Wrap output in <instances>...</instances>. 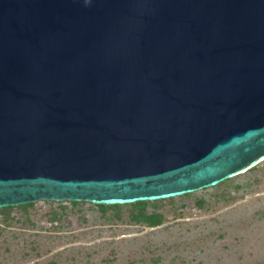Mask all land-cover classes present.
<instances>
[{"label": "water", "instance_id": "95a60500", "mask_svg": "<svg viewBox=\"0 0 264 264\" xmlns=\"http://www.w3.org/2000/svg\"><path fill=\"white\" fill-rule=\"evenodd\" d=\"M264 158V0H0V209L183 196Z\"/></svg>", "mask_w": 264, "mask_h": 264}, {"label": "rangeland", "instance_id": "374dc122", "mask_svg": "<svg viewBox=\"0 0 264 264\" xmlns=\"http://www.w3.org/2000/svg\"><path fill=\"white\" fill-rule=\"evenodd\" d=\"M222 183L149 206L165 215L155 228L131 223L129 207L78 205L52 224L51 211L62 212L54 201L14 209L0 216V264H264V161Z\"/></svg>", "mask_w": 264, "mask_h": 264}, {"label": "trees", "instance_id": "16d2710c", "mask_svg": "<svg viewBox=\"0 0 264 264\" xmlns=\"http://www.w3.org/2000/svg\"><path fill=\"white\" fill-rule=\"evenodd\" d=\"M223 184V183H222ZM220 186V185H218ZM217 186V187H218ZM192 194H186L183 195L181 197H189ZM167 200L168 202H174V198H170V199H164ZM164 200H157V201H152V202H136L133 204H127V205H94L91 203H87V202H68V201H63V202H55V203H59V207L62 210L61 214L59 212L56 211H51V213L49 214L50 217L48 218V222L47 223H56L58 222L62 217L66 216V214L63 211L66 210H74V208H76L78 205H89L93 208L98 209V211L105 213L108 210H111L113 212H115L116 214L120 213V210L123 209L124 207H129L130 211H129V220L131 223H144L146 224L149 228H155L157 226H159L163 219H164V214H158V213H147V208L149 206L151 207H159L158 202L160 201H164ZM53 202V201H52ZM198 202V201H197ZM198 206V209H201V204H195ZM31 208H36V204L35 203H30V204H25V205H18L15 207H5V208H1L0 209V216H2V219L4 221L10 219L11 217V213L13 212L14 209H20L21 211L24 212L25 215H27V212L29 209ZM189 207L187 206H182L179 207L176 210H172V214L173 215H181L183 212L188 211ZM15 217V221L19 222L20 221V217L17 216H13ZM120 218L118 215L115 216Z\"/></svg>", "mask_w": 264, "mask_h": 264}, {"label": "bare ground", "instance_id": "6f19581e", "mask_svg": "<svg viewBox=\"0 0 264 264\" xmlns=\"http://www.w3.org/2000/svg\"><path fill=\"white\" fill-rule=\"evenodd\" d=\"M263 161H264V158H263Z\"/></svg>", "mask_w": 264, "mask_h": 264}]
</instances>
